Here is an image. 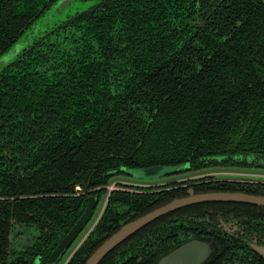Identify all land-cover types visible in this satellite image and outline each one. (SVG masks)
I'll return each mask as SVG.
<instances>
[{
  "label": "trees",
  "instance_id": "1",
  "mask_svg": "<svg viewBox=\"0 0 264 264\" xmlns=\"http://www.w3.org/2000/svg\"><path fill=\"white\" fill-rule=\"evenodd\" d=\"M80 1L0 71V264L12 222L48 247L82 210L76 186L121 166L264 148V0ZM55 2L0 0V55ZM56 34L73 42L57 58Z\"/></svg>",
  "mask_w": 264,
  "mask_h": 264
},
{
  "label": "flooded vegetation",
  "instance_id": "2",
  "mask_svg": "<svg viewBox=\"0 0 264 264\" xmlns=\"http://www.w3.org/2000/svg\"><path fill=\"white\" fill-rule=\"evenodd\" d=\"M201 2L197 0L196 7ZM185 8L187 14L188 5ZM196 16L197 20L193 23L203 27L204 19L199 13ZM188 21L189 14L183 18L182 26ZM53 31L57 33V28ZM46 37L44 40L50 45L49 56L57 58V48L70 51L73 45L69 38L57 39V34ZM41 40L35 42L36 49L28 51V55L35 51L44 52L46 45ZM57 41L60 43L58 47ZM122 54L124 52L114 53L117 57ZM107 80V87H110L109 77ZM202 150L204 153L198 157V163L189 158L183 162L185 165L182 168L166 175L187 174L185 178L155 185L128 182L119 177L123 173L121 167H125L121 166L97 191L76 186L77 194L83 195L85 199L82 210L65 232L57 230V241L48 247L42 243L38 225L12 222L3 264H46L56 245L84 213L89 197L96 199L90 218L80 227L54 264H85L90 255L122 225L175 198L186 196L190 188L195 193L242 192L264 196V181L215 178L217 173L231 172L264 175V148L230 152L217 146ZM139 195L146 197L142 199ZM137 199L139 201H134ZM89 222L91 224L85 230ZM18 225L23 227L19 228ZM191 240L205 241L215 252L214 260L210 262L211 258L206 264H264V204L228 200L187 204L161 214L133 231L113 246L97 264H154L161 254Z\"/></svg>",
  "mask_w": 264,
  "mask_h": 264
},
{
  "label": "water",
  "instance_id": "3",
  "mask_svg": "<svg viewBox=\"0 0 264 264\" xmlns=\"http://www.w3.org/2000/svg\"><path fill=\"white\" fill-rule=\"evenodd\" d=\"M80 0H56L55 3L34 22L29 28L24 30L23 34L14 42L5 52L0 55V71L11 61H13L21 52L31 45L35 38L41 36L44 32L51 29L56 23L64 20L68 14H75L82 9H79L77 2ZM78 5V6H77ZM84 9V8H83ZM53 14H56L52 17ZM185 164L179 165H151L148 167L128 168L127 172L135 173L143 180L164 179L170 171L180 169ZM129 174V173H128ZM188 194L183 197H178L172 201L161 205L146 214L132 220L124 225L109 237L96 251H94L87 259L85 264H97L98 261L119 241L131 234L147 222L158 217L161 214L167 213L174 209L183 207L187 204L208 200H228L242 201L255 204H264V196L242 193V192H207L195 193L193 189H188ZM87 206L84 213L80 216L77 223L73 225L64 238L56 245L49 256L46 264H54L61 253L66 249L74 235L79 231L80 227L90 218L92 207L96 202L94 197L87 199ZM214 251L206 245L205 241L191 240L175 246L165 253L157 257L154 264H206L214 256Z\"/></svg>",
  "mask_w": 264,
  "mask_h": 264
},
{
  "label": "rangeland",
  "instance_id": "4",
  "mask_svg": "<svg viewBox=\"0 0 264 264\" xmlns=\"http://www.w3.org/2000/svg\"><path fill=\"white\" fill-rule=\"evenodd\" d=\"M78 5H79V9H85L86 7H88V5L91 4L90 1H87V2H77ZM77 5V6H78ZM56 14H53L52 17H54ZM123 173H121V175L119 176L121 179L125 180V181H128V182H134V183H143V184H147V185H155V184H159V183H163V182H167V181H170V180H173V179H176V178H185L187 176V174H183V175H178V176H175V175H171V176H166L165 177H162L164 179H156V180H143L141 179V177H139L138 175H136L135 173H130V172H127V169L124 168V167H121L120 169ZM129 173V174H128ZM215 178H227V179H241V178H247L248 180H261V181H264V175H257V174H254V175H251V174H248V175H245V174H239V173H236V172H231V173H217ZM102 201V199H101ZM92 222V221H91ZM91 222H89L87 224V226L85 227V230L89 227V225L91 224ZM19 228L23 227L22 225H18ZM25 230H27V228H24ZM84 230V231H85ZM82 234V232H81ZM81 234L78 236V238L74 241V243H76V241L79 239V237L81 236ZM73 243V245H74ZM71 249V248H70ZM69 249V251H70ZM67 251V253L69 252ZM66 253V254H67ZM66 256V255H65Z\"/></svg>",
  "mask_w": 264,
  "mask_h": 264
}]
</instances>
